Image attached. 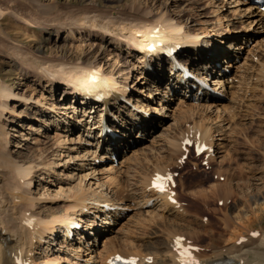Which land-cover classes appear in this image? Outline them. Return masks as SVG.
<instances>
[{"label":"rangeland","instance_id":"1","mask_svg":"<svg viewBox=\"0 0 264 264\" xmlns=\"http://www.w3.org/2000/svg\"><path fill=\"white\" fill-rule=\"evenodd\" d=\"M236 2L0 0V9L5 14L0 18V38L5 41L0 47V106L3 107L0 110V152L11 154L8 163L13 166L11 171L6 161H0V219L13 215L16 218L13 223L18 226L16 229L22 228L25 237L22 230H17L19 238H16L1 225L0 233L12 244L20 242L16 248L20 252L18 256L25 258V250L31 249L29 254L26 252L29 264H102L105 257L116 249L158 242V236L163 240L162 236L168 229L164 231V227L157 225H164V217L177 221L176 229L187 226L189 222L191 233L184 237H189L190 240L186 238L188 242L199 246L202 257L210 256L213 250L231 247L234 241L239 244L246 242L250 239V231L264 232V199L250 202L251 208L243 210L248 206L245 198L260 193L264 197V96H261V87L251 78L256 73L258 55L264 53V23L246 11L247 6L242 4L244 0ZM48 5L50 7L46 8ZM82 6L89 9L90 17L101 13L104 16H101L102 22L111 19L112 24L102 28L85 22L87 25L80 28L67 19L69 14L64 16L66 19L61 17L66 11H77ZM236 9L242 14L240 19L234 13ZM146 18L149 24L144 22L147 25L142 34L137 35L144 42L156 35L154 28L164 29L168 20L184 32L190 26L189 39L194 37L192 44L201 52L208 48H205L208 44L220 42L225 51L227 37L237 36L241 41L229 49L235 61L220 56L215 66L221 71L210 68L211 73L216 71V76L209 77L215 80L222 78L224 86L215 80H198L191 71L188 78L203 85L207 91L204 100L189 97L187 89H179L180 94L172 97V86L163 80L159 81L156 91L147 79L148 86L141 93V82L146 80L142 76L148 75L144 69L147 59L138 62L142 53L133 47L134 38L129 29L138 31L142 25L140 21ZM150 31L152 33H148ZM6 32L10 37L5 35ZM246 35L252 37L243 41ZM240 44L242 49L233 50ZM230 61L235 67L227 66ZM82 68L113 74L119 85H131L125 89L126 95L131 96V99L126 97L128 107L134 113L155 118L159 124L155 123L145 132L133 129L129 137L108 131L107 135L112 139L118 138L121 151L108 154L107 158L98 157L105 146L100 143L97 130H93L92 135H83L81 123L77 124L81 121L79 111L74 117L70 116L72 120L69 118V123L62 124L61 121L68 119V114L63 115V111L53 108L56 103L73 102L74 105L79 101L65 93L72 86L71 69L79 72ZM61 70L68 77L62 75ZM223 75H227L226 81ZM195 90L193 86L190 92L193 94ZM149 92L152 93L149 105L152 110L146 112ZM158 101L162 103L160 106ZM155 106L157 111L152 108ZM112 117L115 120L116 116ZM45 121L50 124L47 126ZM192 122L209 128L213 157H207V152L196 157L191 146L186 159L179 157L181 149L169 159V150L173 149L170 137H179L180 129L187 132L186 127L192 128ZM191 135L193 142L195 137L191 138ZM21 168L32 173L23 174L24 169ZM154 169L174 175V198L185 210L178 209L183 213L184 221L178 218L176 210L172 214L168 212L162 199L145 188ZM5 183L12 186L10 192H6L5 188L9 186ZM219 184L228 186L227 189L232 190L228 192L231 196L226 199L223 193L208 195L210 198L206 200L201 193L209 192L211 186ZM12 192L19 198L14 199ZM84 192L87 196L85 204L80 210L75 209L74 197ZM96 195L107 196L102 209L96 206L100 204ZM244 195L248 197L243 198ZM240 210L243 218L237 220L236 214ZM93 216L97 218L89 222ZM112 216L118 217L115 223L104 225L103 222ZM61 220L70 221L71 232L65 230ZM201 223L209 225L201 227ZM223 227H228L227 231L224 232ZM25 231L41 240L33 239ZM100 231L103 232L99 234ZM238 233L245 237L244 240L237 241ZM252 237L256 241L258 235ZM106 238H112V244L106 242ZM29 240L33 243L30 244ZM262 250L260 258L249 257L252 264H264V247ZM4 252L2 246L0 255Z\"/></svg>","mask_w":264,"mask_h":264},{"label":"bare ground","instance_id":"2","mask_svg":"<svg viewBox=\"0 0 264 264\" xmlns=\"http://www.w3.org/2000/svg\"><path fill=\"white\" fill-rule=\"evenodd\" d=\"M241 1L242 0H237V2H240V3H241ZM242 4L247 6L246 11L249 14L251 13L254 18L257 17V19H258L257 21L258 22L264 23V13L259 10V8H260L259 6L252 4L249 0H244V2H242ZM22 5H24V4H22ZM22 5H19V6H20V8L22 10H24L25 6L23 7L24 8L23 9L21 7ZM45 7L49 8L50 6L48 5V6H45ZM45 7H44V9H45ZM83 8L84 7L82 6L81 8H78L77 11L68 10L61 17H64V16L69 14L67 19L72 20L73 21L72 23H74L75 25L80 26V28H81V26H84V25H87V24L88 25L91 24V26H94V27L100 25L102 28L112 24L111 23L112 20L108 19V18H107L108 21L104 20L106 22H102L103 18H101V16H103V15L101 13L97 14L96 17L95 16L94 17H90L89 13H91V12H89V9H83ZM234 13H237V9H236V11ZM3 14H4V12L1 11V9H0V18H1V16H3ZM241 15H242L241 13H237V17L239 19L241 18ZM61 17H60V19H61ZM4 18L5 17H3L2 20H4ZM64 19H66V17H64ZM62 20H63V18H62ZM136 21H138V20H136ZM85 22L87 24H85ZM140 22L142 23V25L140 26L138 31H133L131 29H129V31L131 32L132 39L134 38V40H133L134 41V45L132 44L133 47L136 49L137 52H139V50H140L141 53H142L141 54L139 52L142 56L139 57L138 62L142 63V62L146 61V59H147V66L144 67V69L146 70V72H148V75L142 76V77H146V80L145 81L143 80L144 82L143 81L141 82V84L143 85L142 86L143 89H141V93L143 92L144 87L148 86V84H147L148 80H149L150 84H152L154 86L153 88L156 91L158 90L159 81L163 80L166 83H169V84L172 85V88H173L172 89V93H173L172 97H175V95H179L180 94V92H179L180 90L179 89H187L186 94H188L189 97L196 98V100H200V99L204 100V99H206V95H207L206 92L207 91H206V89H204L203 85H201L200 83H197V82L195 83L194 81H189L188 79L184 80V77L182 75V71L180 69H178V68H173L172 67V66L175 67L174 63L176 62V61H173V58L174 57H176V58L178 57V61L180 63L184 64V65H188L189 67H191L192 68L191 70H194V71L195 70H199L200 73L197 72L198 74H200V76H198L199 80H203V81L205 80L206 81V80L209 79V81H211V80L214 81L215 79H213V78H211L209 76L215 74L216 71L211 73L210 68H214V69L217 70L218 66H215V65L219 61L220 56H223L224 58H230L231 60H232V58L234 59L233 55L231 54L232 51H229V49L232 50L233 44H235V42L240 40L237 36H235V37H227V39H228L227 40L228 41V44H227L228 47H226L225 51H223L225 49L223 46H222L223 47V50H222L221 42H220V44H216V43L215 44H208L205 47V48H207V47L208 48L205 49L204 52H201V51H198V47H195L192 44L193 43L192 41H193L194 37L191 36L192 39H189L188 35L192 31V28L190 26L186 27V32H184V31H181V29L178 28L175 24L172 25L170 20H168V21H166L167 24L165 26H163L164 29L154 28V31L157 30V31H155V32H157L156 35L151 40H149L148 42H144L143 40L138 38L137 35L142 34V32H143L145 26L147 25V23L149 24L148 18H146V20H143V21L141 20ZM144 22H147V23L144 24ZM252 22H254V20ZM252 22L250 23V25H252ZM156 26H157V24H156ZM0 30H1V28H0ZM148 33H152V31H150ZM2 35H3V33H2ZM5 35L10 37L9 33H7V32H6ZM251 37L252 36L246 35V37L243 39V41L247 40V39H249ZM4 43H5V41H3L0 38V47ZM167 45H168V47L166 48ZM177 45H180V49H178L176 47ZM217 45H219L220 47L217 46ZM243 45H244V43H243ZM243 45L242 44L236 45V48H234L233 50L242 49ZM191 46H194V47H191ZM196 46H198V45H196ZM152 47L155 48V49H152ZM169 50H171V52H173V53L176 52L177 55L176 54H174V55L171 54V52H169ZM16 51H17V49H16ZM5 52H6V50H5ZM258 56H259L258 61H256V63H255V66H256V70H255L256 73L255 74L256 75L254 74L253 76H251V78H252V80L254 82L257 83L256 85H259L261 87L260 92H261V96L263 97L264 96V94H263V90H264V53H262L261 55H258ZM121 60H122V58H121ZM232 61H235V60H232ZM227 66L228 67H235L234 65L231 64V61L227 64ZM71 70L72 71L70 73L69 72L68 73L70 74L69 77L73 80V82L71 84L72 86H70V88H68V91L65 94H66V96L71 95L73 97V99H75V97H76L77 101L78 100L80 101V102L79 101L77 102V103H79L78 105H77V103H75L78 107H75V104L72 105L73 102H68V104H58V103L53 104V108H55V109L57 108L60 111H63L62 112L63 115L64 114H68V119L65 118L63 121H61L62 124L69 123L67 121L69 120V118L70 119L72 118V117H70L71 115L73 116V115L77 114L79 110H81V109L83 110L81 115H80V116H82L80 118V120H81V122H80L81 123L80 124L81 127L80 128L82 129V134L84 135V133H85V134L92 135L93 130H95V131L97 130V133H98L99 137H101L100 143L105 146V149L99 154L98 157L107 158L108 154H115V153L119 154L120 151H121L120 147L118 146L119 144L117 142L118 138L112 139L109 135H107L108 132L106 130H109V131H112V132H119V135H121V136L127 135L126 137H129L130 134H132V130L133 129H135V130L138 129L137 131L141 130L142 132H145L146 129L151 128L152 125L155 126V123L158 122L155 118H151L150 116H148L146 114L143 115V114L134 113L131 110V108L128 107V104H126L124 102L123 98L129 97V99H131L130 94L126 95L127 91L125 90V89H127V87H130L131 85H128V84H126L127 86L126 85L125 86L119 85L120 82H118L116 79H114L113 74H105V72H95V71H92V70H89V69H83V68L79 72L77 70H75V69H71ZM61 71L60 72L62 73V75H66V73L63 74V72H64L63 70H61ZM217 71H221V68L218 69ZM128 76H129V74H128ZM214 76H216V74ZM223 76H226V78L224 79V81H226L227 80V75H223ZM131 78H132V76H131ZM99 80H101V81L104 80L105 81V84H104L105 88L103 86L91 87L92 83L98 82ZM215 81L218 82V84L221 85L222 87L224 86V82H223L222 78H221V80L218 79V80H215ZM193 86L196 87L195 93H193L194 95L192 94V92H190V90H191V88ZM102 88H104V89H103V91L101 93V98L100 99L102 100L103 103L102 102H98L97 99H96V92L98 91V89H102ZM175 89H178V90H175ZM203 93H205V95H203ZM9 96L11 97V95H9ZM151 97H152V93L149 92L148 96H147L148 100H147L146 107H145V111L146 112H148V111L151 112V110H152L149 107L150 103L152 102L151 99H150ZM168 100H170V99H168ZM160 101H158V105L159 106L162 104ZM166 101H167V99H166ZM80 103H81L82 108L80 107ZM162 107H163V105H162ZM2 108L3 107L0 106V110ZM152 108H155L154 110L157 111L158 107L155 106V107H152ZM101 110H104L106 112L105 121L102 119V111ZM160 110H161V108H160ZM160 110H158L159 113H160ZM189 112L191 113L192 111H190V109H189ZM112 115H114V117L116 116L115 120L113 118H111ZM86 116H88L87 119H86ZM32 118H35V116H33ZM90 118L92 119L91 121L89 120ZM35 119L36 120L39 119V121H44L43 119H41V117L40 118H35ZM45 122H46L47 126H48V124H50L47 121H45ZM157 124H159V123H157ZM65 127H67V126H65ZM186 128H187V132H184L183 129L179 128L180 129V133H178L179 137H177V136L170 137L171 141L169 143H170V145L172 146L173 149L169 150L170 151L169 154H168L169 159L174 158V155L177 154V151H179V149L182 148L183 142L185 140H188V142H189L190 134H192L191 138H192V136L196 138V139L193 138L195 140L194 141V145H195L196 142H198L199 144L207 145V149H208L207 150V157H209V158L213 157V154H212V151H211V148H210L211 145L209 144V140L211 139L210 138L211 135H210L209 128H206V127L203 128L202 124L199 125V124H196V123H193L192 128H190V127H186ZM83 129H84V131H83ZM127 142H129V141H127ZM88 143H90V142H88ZM89 151H90V149H89ZM93 153L95 154V152H93ZM183 154H184V152L180 151L179 157L182 156ZM10 156H11V154L9 152L8 153H3V154L1 153L0 154V161H2L1 159H3V161H6V165L7 166L9 165L10 170L13 171V166H11L8 163V158ZM13 164H15V163H13ZM181 165L182 164H179V166H181ZM15 166H16V164H15ZM4 167H6V166H4ZM16 167H18V166H16ZM21 169H24V168H21ZM25 170L26 169H24L23 174H24V172L27 173V172L30 171V170H27V171H25ZM160 170L154 169L151 172V174L149 175L150 178L148 180V184H146V187H145V188H148L151 191H153V195H156V194H159V193H158V191L156 189L152 188L151 179L157 174H161L162 175V174H166L167 173L166 170H162V171H160ZM194 173L197 174V171L195 170ZM21 178H23V176H21ZM41 179H42V177H41ZM6 182H8V181H6ZM5 184L7 186H9L8 183H5ZM3 187H4V185H3ZM10 187L12 188V186H9V187L5 188L6 192L7 191L10 192V189H11ZM227 188H229V187L226 186V185H221V184L214 185V186L210 187L209 192H203L201 194L205 197L206 200H208L213 195H217L218 196L219 194H222V193H223V195H226L227 196L226 199H228V196H231V195H228V192L229 191L231 192L232 190L227 189ZM12 191H14V190H12ZM197 195L199 197H201L198 193H197ZM208 195H210V197H208ZM19 196H22V195H19ZM158 196L162 199L163 205L168 207V212H171V214H172V213H174L173 210H176L179 213V214L177 213L178 214L177 215L178 218L183 220V218H184L183 213L178 210L179 207H180V209L185 212V210H184V208L182 206H180L177 202L175 204L170 203L169 202V200H170L169 196L166 193H163L162 195H158ZM86 197L87 196H86L85 192L83 194H77L74 197V203H75L74 207H75V209L76 208L79 209V210L81 209V207L86 202ZM105 197H107V196H105V195H102L101 197L97 196L98 199H96V201H99L98 203H100V204L101 203L105 204V202H106V201H104V200H106ZM245 197H248V196L244 195L243 198H245ZM17 198H19V197L15 195L14 199H17ZM172 198H174V197H172ZM259 198L260 199H264L262 193L256 194L255 196L250 197L249 199L245 198V203H247L248 206H244L243 210L246 209V208L250 209L251 208L250 202L254 203ZM109 201H110V203L113 202V201H111V199ZM196 201H200V200H196ZM10 203H11V201H10ZM226 204L227 203L225 201L224 205H226ZM241 211L242 210H240L236 214V217H237L236 219L237 220H240V218L243 216V215H241L242 213H240ZM262 212H264V208L262 209ZM6 214L7 213L5 211L4 215H6ZM153 216H156V215L153 213ZM96 218H97L96 216L91 217L89 222L93 221ZM117 218L118 217L114 218V216H112V218H110V221L108 220V221L103 222V223H105L104 225H106L108 223L114 224L115 220ZM18 219H19V217L17 218V220ZM14 220H16V218L13 215L10 216V217L5 216V217L0 219V225L3 227V230L8 231L7 233H12V236H16V238H19V234L17 233V230H22V235L24 236L25 235L24 234V230L22 228L16 229L18 226H16V223H13ZM20 220L22 221V219H20ZM216 220H219L220 222L223 221L222 218H220V219L216 218ZM178 221H180V220H178ZM61 222H62V220H61ZM163 222H164V225L166 227L164 225H162V224H158L157 225L158 227H164V231L166 229H168V231L166 232V235L162 236L163 240L161 239V236L157 235L158 237H160L158 242L150 241V242H147L146 244L142 243L139 246H134V245L130 246V249H127V248L124 249V250L116 249V251L114 250L115 252L110 253L109 256L107 255L105 257V259L103 260L102 264H109L110 261L115 260V258H112V257H114V255H116V254H120L121 257L126 258L127 259L126 262L129 263V264H130V260L129 259L135 260V264H175V260H176L175 258L176 257H175V252H174V246L176 248L178 247V244L176 243V241L180 237H184L185 234H190L191 233V228L189 226V222H187L186 220H185V222H187L186 223L187 226L184 224L185 226L180 227L179 229L175 228L176 224H178V222L175 221V220L171 221L169 218L164 217L163 218ZM41 223H42V221H41ZM46 223H47V221L45 222V224ZM69 223H70V221H63L62 222V224L65 225V227H66L65 230L67 232L68 231L71 232ZM202 224L203 223H201V225ZM208 225L209 224H204L201 227H206ZM45 227H46V225H45ZM222 229L225 232V230L227 231L228 227H223ZM5 231H4V233H5ZM43 232H44V230H43ZM102 232L103 231H100L99 234H101ZM194 232H197V231H194ZM256 232H258V231L257 230L256 231L254 230L252 232L250 231V234L248 233L249 235H251L250 239H248V240L246 239V242L239 244V243H235V241H234L233 244L231 243L232 244L231 247H224L223 249H220V250H213L212 254L210 256H208V257H202L200 251L193 252L194 264H252L249 261V257H251V256L256 257L257 256V257L260 258V255L262 253H259V252H262L263 251L262 248L264 247V232L260 231L258 233L259 235L257 237V240L255 241L254 237H252L253 236L252 234L256 233ZM26 233L28 234L29 232L27 231ZM108 233H110V229H109ZM153 233H156V232H153ZM39 234L41 235L42 231L39 232ZM104 234H106V233H104ZM22 235H21V237H22ZM29 235H30V233H29ZM237 235H238V237L236 239H237L238 242L241 240V238H243V239L245 238V237H242V235H240L239 233ZM30 236L32 237L33 235L31 234ZM218 236L221 237L220 235H218ZM213 237H215V236H213ZM213 237H211V239H212V241H215V238H213ZM184 238H185V241L187 243H183V247L186 244H190V245H193V246L196 245V244H193V243L187 241V239L190 240L189 237H184ZM33 239H39V241L41 240L39 237L33 238ZM106 239H108L106 242H111L110 244H112V242H113L112 238H106ZM226 242H228V241H226ZM32 243L33 242L30 241V244H32ZM10 244H12V242L8 241V238L7 237L6 238L3 237V234L0 233V246L1 247L3 246L4 251H5L2 255H0V264H29V255H27V254H29L32 250L31 249L25 250L26 257L22 258V257L18 256V255H20V252L16 250V248L19 246L20 242H14L12 245H10ZM28 245H29V243H28ZM29 246L32 247V245H29ZM22 247L24 248V246H22ZM23 248H22V250H23ZM120 248H121V246H120ZM22 250H20V251L22 252ZM26 252H27V254H26Z\"/></svg>","mask_w":264,"mask_h":264}]
</instances>
